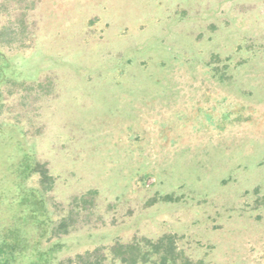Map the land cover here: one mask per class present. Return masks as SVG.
I'll return each instance as SVG.
<instances>
[{
	"label": "rangeland",
	"instance_id": "1",
	"mask_svg": "<svg viewBox=\"0 0 264 264\" xmlns=\"http://www.w3.org/2000/svg\"><path fill=\"white\" fill-rule=\"evenodd\" d=\"M26 155L42 264H264V0H0V234Z\"/></svg>",
	"mask_w": 264,
	"mask_h": 264
},
{
	"label": "trees",
	"instance_id": "2",
	"mask_svg": "<svg viewBox=\"0 0 264 264\" xmlns=\"http://www.w3.org/2000/svg\"><path fill=\"white\" fill-rule=\"evenodd\" d=\"M42 164H35L30 155H26L18 163L10 168L8 178H12L18 189H21V196L17 201L13 216V222L8 224L0 234V264H42L44 253L38 250V240L30 236L29 225L40 226L44 234L48 228V218L45 211V204L33 190L23 187L24 179L31 172H39L41 179L45 181L48 177L47 169ZM3 179V177L1 178ZM1 192V191H0ZM12 209V208H11ZM33 225V226H34ZM33 231V230H32ZM38 234V233H37ZM144 250L139 242L118 243L111 247L112 255L121 262L137 264L154 262L156 264H205L204 262H194L178 252L175 241L168 235L153 242L146 240ZM151 249V250H150ZM157 254V258L153 257ZM69 261H73L70 259ZM88 263V262H87ZM86 263V264H87ZM92 264V263H88Z\"/></svg>",
	"mask_w": 264,
	"mask_h": 264
}]
</instances>
